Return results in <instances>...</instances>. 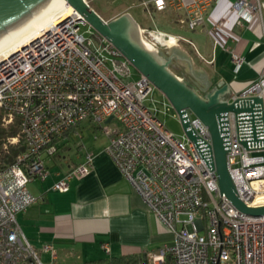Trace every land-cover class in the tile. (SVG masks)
<instances>
[{"label":"built area","instance_id":"obj_1","mask_svg":"<svg viewBox=\"0 0 264 264\" xmlns=\"http://www.w3.org/2000/svg\"><path fill=\"white\" fill-rule=\"evenodd\" d=\"M142 5L148 13L181 12L178 22L189 30L208 23V36L230 53L235 70L243 58L226 44L236 39L229 26H264V0H147ZM81 26L87 29L81 32ZM139 31L142 43L154 51L180 41L192 44L157 28L139 26ZM93 32L75 11L0 57L1 125L8 127L17 120L19 127L17 135L4 142L3 151L19 141L26 146L11 164L0 168V264H53L40 258L50 252L55 259L53 247L33 246L16 216L42 199L33 196L27 184L49 175L45 158L57 152L64 133L73 131L82 138L78 127L83 122L103 130L104 151L174 235L173 244L120 264H264V215L239 211L220 191L211 165L208 127L188 111L198 146L185 133L176 137L157 117V109L146 104L154 90L152 82L139 72L132 79L131 63L110 41L102 36L97 41ZM253 97L263 101L264 115V72L229 101ZM163 106L170 108L166 101ZM113 120L117 126L111 125ZM223 125L226 168L235 193L247 206H263L264 124H255L256 140L249 122L238 123L234 113ZM242 141H247V148ZM79 150L84 152L83 161L54 182L53 190L66 192L70 179L89 174L93 153L82 141Z\"/></svg>","mask_w":264,"mask_h":264},{"label":"crops","instance_id":"obj_2","mask_svg":"<svg viewBox=\"0 0 264 264\" xmlns=\"http://www.w3.org/2000/svg\"><path fill=\"white\" fill-rule=\"evenodd\" d=\"M125 12L129 13L128 7ZM155 13L168 23L166 30L154 28L192 42L180 41L178 46L156 52L169 61L170 71L199 95L219 89V98L230 99L264 72V26H229L236 39L226 44L243 58L235 70L230 53L215 46L208 36V23L189 30L178 22L181 12L167 9ZM136 74L138 77L139 73ZM155 108L158 117V108ZM91 128L89 122H83L78 132L83 135L91 132ZM77 137L75 132H69L57 152L45 158L49 175L27 184L28 191L42 199L16 216L24 236L33 246L50 244L53 247L55 259L50 252H43L41 260L53 261V264H112L122 259L136 261L145 251L173 244V233L148 210L104 151L107 142L99 144L90 136L80 140L93 153L89 174L70 179L66 192L52 189L54 182L84 159L79 145H76L77 153H70L74 159L69 157V148H66Z\"/></svg>","mask_w":264,"mask_h":264},{"label":"water","instance_id":"obj_3","mask_svg":"<svg viewBox=\"0 0 264 264\" xmlns=\"http://www.w3.org/2000/svg\"><path fill=\"white\" fill-rule=\"evenodd\" d=\"M56 0H0V44L37 17L46 12ZM75 11L106 40L110 41L131 65L146 76L155 88L167 98L175 109L184 133L196 145L197 137L189 128L188 111L198 117L211 133L213 161L219 189L239 211L252 215H264V205L247 206L236 195L226 168L225 155L227 141L222 135L223 123L228 122V114L234 113L238 123L247 121L256 140L255 124H264L263 101L253 97L248 99L219 98V89L199 95L187 86L168 68L169 61L156 51L147 48L141 41L139 25L125 12L110 21L104 20L85 0H65ZM248 113V118L243 114ZM110 118L106 121L109 122ZM264 142V141H263ZM247 148V141H242Z\"/></svg>","mask_w":264,"mask_h":264},{"label":"rangeland","instance_id":"obj_4","mask_svg":"<svg viewBox=\"0 0 264 264\" xmlns=\"http://www.w3.org/2000/svg\"><path fill=\"white\" fill-rule=\"evenodd\" d=\"M104 20L110 21L114 19L115 17L122 14L124 11L129 10V13L131 14L132 18L135 20L136 23H138L142 27H158L162 29L166 28V23L168 21H165L163 18H161L155 11L148 13L145 10V7L142 5V1L144 0H85ZM92 28V27H91ZM87 29L85 26H81V32H84ZM93 29V28H92ZM94 30V29H93ZM95 31V30H94ZM87 36L88 34L85 33ZM132 72V79L137 77L138 71L131 66L130 67ZM166 100L168 105H170V108L168 111L163 106V101ZM146 104L150 107H157L158 108V117L162 120L165 127L171 131L176 137L181 138L184 135V131L181 125V122L179 120V117L176 115L175 109L171 106L167 98L154 87V91L152 92L151 96L146 101ZM191 117H194V114L189 112ZM112 126H117L118 123L116 120L112 121ZM92 126V125H91ZM93 128V129H92ZM91 132H83L82 138H75V142L70 141V143L66 146V148H69V154H75V152H78V146L80 143V140H85L86 137L90 136V139L94 136H96L95 140L97 143L102 144L107 142L106 134L103 132L101 128H95L92 126ZM94 139V138H93ZM65 151V150H64ZM70 154V158L74 159L75 156ZM260 155L264 156V152H261ZM29 187V185H28Z\"/></svg>","mask_w":264,"mask_h":264},{"label":"bare ground","instance_id":"obj_5","mask_svg":"<svg viewBox=\"0 0 264 264\" xmlns=\"http://www.w3.org/2000/svg\"><path fill=\"white\" fill-rule=\"evenodd\" d=\"M73 12H75L73 7L65 0H56L46 12L0 44V57H6L19 50L29 41L38 37L42 31L57 24Z\"/></svg>","mask_w":264,"mask_h":264},{"label":"trees","instance_id":"obj_6","mask_svg":"<svg viewBox=\"0 0 264 264\" xmlns=\"http://www.w3.org/2000/svg\"><path fill=\"white\" fill-rule=\"evenodd\" d=\"M93 37L100 41L102 39L101 35H99L97 32H93ZM18 121L15 120L11 125L8 127H3L1 125V114H0V168L5 167L9 164H11L15 158V156L22 151L25 150L26 146L23 142L19 141L16 145L9 146L8 151H3V144L7 140L8 137L16 136L18 133ZM71 132V131H69ZM69 132L64 133L63 137H66ZM60 146L58 147V149ZM135 262L133 260H118L117 262H114L112 264H120V263H132Z\"/></svg>","mask_w":264,"mask_h":264}]
</instances>
